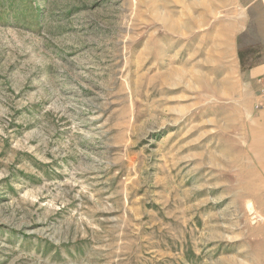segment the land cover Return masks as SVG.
Here are the masks:
<instances>
[{"label": "rangeland", "instance_id": "obj_1", "mask_svg": "<svg viewBox=\"0 0 264 264\" xmlns=\"http://www.w3.org/2000/svg\"><path fill=\"white\" fill-rule=\"evenodd\" d=\"M209 3L0 0V264H264Z\"/></svg>", "mask_w": 264, "mask_h": 264}, {"label": "crops", "instance_id": "obj_2", "mask_svg": "<svg viewBox=\"0 0 264 264\" xmlns=\"http://www.w3.org/2000/svg\"><path fill=\"white\" fill-rule=\"evenodd\" d=\"M225 1L229 3L215 0L214 4L209 3V12H202L205 19L209 15L211 22L210 30L204 26L203 31H208L203 37L210 41L208 50L212 47L216 54L212 65L230 69L228 77L238 94L243 93L250 101L245 148L249 163L261 166L264 184V97L258 85V79L264 76V5L260 0ZM258 45L262 47L253 51ZM225 75L221 72L222 78Z\"/></svg>", "mask_w": 264, "mask_h": 264}, {"label": "built area", "instance_id": "obj_3", "mask_svg": "<svg viewBox=\"0 0 264 264\" xmlns=\"http://www.w3.org/2000/svg\"><path fill=\"white\" fill-rule=\"evenodd\" d=\"M264 5V0H260ZM258 85H259V93L262 97H264V76L258 79Z\"/></svg>", "mask_w": 264, "mask_h": 264}]
</instances>
